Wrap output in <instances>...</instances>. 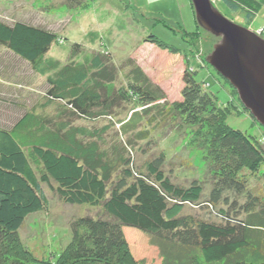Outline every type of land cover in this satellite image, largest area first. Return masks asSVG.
Masks as SVG:
<instances>
[{"label": "trees", "instance_id": "16d2710c", "mask_svg": "<svg viewBox=\"0 0 264 264\" xmlns=\"http://www.w3.org/2000/svg\"><path fill=\"white\" fill-rule=\"evenodd\" d=\"M101 1L65 0L60 7L78 11ZM216 1L233 12L243 10L246 24L262 8L261 0ZM145 39L168 49L165 68L173 71L181 51L154 35ZM67 42L59 32L33 23L0 21V51L46 76L43 107L55 105L58 111L51 118L39 113L37 104L27 109L0 98L17 113L10 127L0 124V264H264V196L248 189L246 179L259 176L264 165L261 142L227 122L228 105L218 106V97L197 80L195 69L184 72L181 100L170 111L192 128L206 153L215 186L204 201L200 182L186 187L173 180L165 169V153L139 164L127 146H105L100 132L63 120L73 115L89 122L113 121L121 103L154 105L159 98L139 68L131 72V82L118 86L119 68L103 48L75 43L66 63L51 55L56 45ZM46 187L65 205L102 211L73 220L68 244L51 261L15 249L29 218L49 208ZM227 192L245 196L246 202L217 211ZM186 204L212 211L218 220L172 213Z\"/></svg>", "mask_w": 264, "mask_h": 264}, {"label": "rangeland", "instance_id": "374dc122", "mask_svg": "<svg viewBox=\"0 0 264 264\" xmlns=\"http://www.w3.org/2000/svg\"><path fill=\"white\" fill-rule=\"evenodd\" d=\"M64 1L0 0V21L11 24L24 21L59 32L68 42L56 45L51 55L65 63L75 43L83 44L90 50L103 48L106 52L110 51L119 68L118 86L131 82V72L139 68L145 74L150 89L159 98L154 105L133 100L121 103L112 114L113 121L103 118L89 122L73 115L63 120L69 119L70 125L88 132H100L97 134L104 138L105 146H127V151L139 164L165 153V169L172 174L173 180L186 187L193 181L200 182L204 187L205 201L215 186L206 153L194 139L192 128L184 124L177 113L170 111L174 103L181 100L184 72L195 69L198 72L197 80L218 97V106L228 105L227 122L233 128L247 132L264 146L263 126L244 109L237 91L227 86L207 64L206 59L219 40L198 26L191 0H102L96 6L78 11L60 7ZM261 2L262 8L254 15L252 24L245 23L243 10L233 12L216 0L214 4L225 17L264 38V0ZM51 6L58 9L52 12L44 9ZM150 35L181 51L173 71L169 72L165 68L171 58L170 52L159 45L147 43L145 38ZM45 78L34 74L25 62L0 51V98L21 102L27 109L37 104L39 113L56 118L58 111L55 105L43 107L47 90ZM147 109H151L149 114L145 112ZM160 114L167 116L163 118ZM16 115L9 103H0L1 125L10 127ZM141 132H149L148 139H138ZM246 179L248 189L264 196V165L259 176L247 175ZM45 192L49 208L29 218L20 232L21 244L16 245L15 249L19 252L26 249L35 258L51 261V255L60 254L68 244L69 226L73 220L84 215L96 217L102 211L68 206L59 200L53 190L46 187ZM224 199H228V204ZM237 201L242 206L246 202L245 196L227 192L217 211H232L231 205ZM175 212L179 215L198 214L205 220H218L212 211H201L188 204L179 206L172 213Z\"/></svg>", "mask_w": 264, "mask_h": 264}, {"label": "water", "instance_id": "95a60500", "mask_svg": "<svg viewBox=\"0 0 264 264\" xmlns=\"http://www.w3.org/2000/svg\"><path fill=\"white\" fill-rule=\"evenodd\" d=\"M199 27L219 40L207 63L238 93L244 108L264 127V38L239 25L211 0H191Z\"/></svg>", "mask_w": 264, "mask_h": 264}, {"label": "built area", "instance_id": "2783aa9c", "mask_svg": "<svg viewBox=\"0 0 264 264\" xmlns=\"http://www.w3.org/2000/svg\"><path fill=\"white\" fill-rule=\"evenodd\" d=\"M211 1L214 3L215 0H211Z\"/></svg>", "mask_w": 264, "mask_h": 264}, {"label": "bare ground", "instance_id": "6f19581e", "mask_svg": "<svg viewBox=\"0 0 264 264\" xmlns=\"http://www.w3.org/2000/svg\"><path fill=\"white\" fill-rule=\"evenodd\" d=\"M214 4V3H213ZM201 28V27H200ZM204 30V29H203ZM209 34V33H208ZM208 64V63H207Z\"/></svg>", "mask_w": 264, "mask_h": 264}]
</instances>
